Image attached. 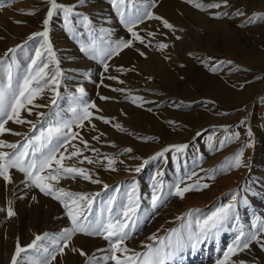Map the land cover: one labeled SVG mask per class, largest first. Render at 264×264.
<instances>
[{"label": "rangeland", "instance_id": "374dc122", "mask_svg": "<svg viewBox=\"0 0 264 264\" xmlns=\"http://www.w3.org/2000/svg\"><path fill=\"white\" fill-rule=\"evenodd\" d=\"M77 1L80 0H57L63 6ZM136 1H140V4ZM158 1L160 0H156V7L151 9L153 14L167 20L173 30L165 29L162 21L145 20L135 30L148 45L147 55L135 62L130 61L121 57L124 49L107 61L111 73L103 70L99 58L93 59L80 49L82 44L88 45L92 41L101 45V37L105 34H110L113 41L128 39L130 34L120 17V11L125 5H114L112 0H83L85 7L75 9L68 24L65 23L62 12L54 14L47 30L48 42L63 73L59 78L57 104L51 105L50 98L53 93L46 91L35 103L47 107L33 108L32 115L22 111L21 115L37 126V114L41 112L50 118H55L58 113L59 118L71 120V109L76 106L75 98L80 96L78 90L83 88L84 100L95 103L100 110L90 111L94 116L108 119L110 123L105 124L102 120L93 118L91 123L85 121L82 128L73 127L72 131L79 132L90 148L98 149V152L84 150L82 157L66 159L64 163L87 169L93 179H99L101 183H91L77 177L61 179L58 187L76 194L95 195L92 213L89 214V219L95 220L102 214L107 219L108 213L104 209L114 197L111 207L114 212L120 211L127 203V194L132 189L128 187L135 186L139 203V227L125 242L129 255L144 253V245L154 244L149 239L153 235L164 239L172 230L186 232L190 221L194 224V219L206 217L221 206L235 203L236 220L225 224L222 230L195 248L187 246L176 252L169 261V264H218V261H223V253L234 243V237L240 229L248 232L264 226V181L262 180L261 187L257 186L258 177L264 170V72L259 73L255 68L241 65L233 48L227 53L217 49L208 53L202 48L199 49L201 38H205V42L211 46L216 42L206 30L201 31L197 25L181 26L169 20L159 7ZM150 2L151 0H129L127 8L131 10ZM49 7L48 0H0V61H5L0 63V85L7 83L6 72L9 65L19 79L36 58V50L43 43V39L36 34L45 29L43 21L47 18ZM254 7L253 13L246 9L239 11L247 14V18L251 14L254 16L250 19V25L241 26L244 21L237 23V33L244 34L254 26L261 25L264 28V9L262 11ZM221 9L226 18L236 11L228 1L227 7ZM209 10L216 13L218 9ZM84 16L89 19L88 28L82 22ZM148 33L152 35L149 36ZM250 37L254 39L250 41L255 44V49L264 52V30H255ZM161 43L168 47H156ZM10 49L15 51L9 53ZM41 51L43 53V49ZM44 56L46 53L41 59ZM158 66L171 68L176 87L154 75ZM198 73L203 74L202 78L206 75L212 77L216 85L240 87L237 88L238 91L248 89V98L240 103L213 105L216 101L203 95L205 93L197 85V79L191 81L190 86L185 89L187 94L193 93V97L180 93L184 85H177ZM102 96L109 99L103 100L100 98ZM133 98H142L144 102L141 104L140 99H137L133 103ZM141 110H145L151 119L142 120L136 126L133 123L134 117ZM98 124L101 126L98 127ZM117 124L122 130L116 128ZM92 125H95L94 129ZM6 127L12 132L20 133L0 136V140L7 143H20L24 135L32 134L29 124L18 125L9 121ZM109 130L114 133L113 136L107 135ZM249 130L252 133L250 137L247 135ZM234 132H239V139H225ZM221 139L224 141L223 148L217 143ZM245 141L248 147L244 146ZM71 143L83 149L79 139ZM134 143L149 149L144 154H139L133 148ZM175 145L188 147L183 153L165 151ZM226 147L232 150L227 152ZM128 149L131 151H127ZM241 149L244 166L228 168L227 162ZM161 152H164V156L156 158ZM85 156L93 159L94 163H79ZM106 157L115 158V170L107 167ZM137 168L140 171L137 172ZM10 176L11 182L0 178V224H6L7 219H10L16 232L20 233L19 245L26 251L18 258L19 264H36L43 258V252L28 248L35 236L47 234L49 238H59L65 229L71 227V222L58 200L43 195L39 189L27 187L22 182L24 176L19 171L10 170ZM197 181L201 185L207 184L208 187L190 191L183 198L172 194L176 185L184 187ZM157 184L159 188L155 187ZM104 185L108 187L105 188ZM26 191H32L51 201L53 214L29 211L30 198L24 196ZM154 194L161 197V203L156 208L152 205ZM9 207L15 212L12 218L7 217ZM189 213H193L194 217H190ZM180 217L185 219L181 220ZM77 234L88 237L91 241L90 254L83 256L82 264H87L88 259L100 260L104 264L102 257L111 255L109 242L100 236ZM56 242L49 241L50 244ZM240 260L244 264H264V250L259 244L253 243L249 250L230 257L228 264ZM107 264H114V261L109 260Z\"/></svg>", "mask_w": 264, "mask_h": 264}, {"label": "snow or ice", "instance_id": "6c2138e0", "mask_svg": "<svg viewBox=\"0 0 264 264\" xmlns=\"http://www.w3.org/2000/svg\"><path fill=\"white\" fill-rule=\"evenodd\" d=\"M80 2L83 3V0H80ZM112 2L114 5L117 3L125 5V8L120 11V17L130 37L126 40L113 41L110 39V34H105L101 37V45H97L95 41H92L88 45L82 44L80 49L93 59L99 58L105 72L109 70V63L107 62L109 59L118 55L122 50L132 47L134 42L145 44L140 33L135 30L145 20L155 19L162 21L165 29L169 31L173 30V26L167 20H163L160 16L153 14L151 9L156 7V0H151L150 3L142 7H134L131 10L127 8L129 0H112ZM48 3L50 7L47 9V18L43 21L45 29L36 34L43 39L40 49L36 50V58L31 61L30 66L19 79L16 78L12 66L9 65L6 72L7 83L0 85V136L6 133L20 135V133L12 132L11 129L6 127L9 121L18 125L29 124L32 133L24 135L23 141L20 143H7L4 140H0V178L6 182H11L10 170L15 169L19 171L23 174L24 180L22 182L27 187L39 189L43 195L58 200L64 206L71 222V227L65 229L59 238H49L47 234L36 235L28 248L43 252V258L37 261L36 264H52V261L57 259V255H64L65 249L77 252L80 256H87L82 250L69 248L73 236L77 233H82L87 236H100L109 242L111 255L102 257L104 264H107L109 260L114 261V264H169L171 257L176 252L181 251L187 246L195 248L196 245L222 230L225 224L236 220V204L231 203L221 206L206 217L194 219V224L193 221H190L186 232L172 230L164 239L153 235L149 239L154 244L144 245L146 248L144 253L129 255L127 254L129 250L125 246V242L130 238L131 233L139 227V203L136 197L135 186L128 192L127 203L120 211L114 212L111 205L115 198L110 199L108 206L104 209L108 213L107 219L102 214L100 218L95 220L89 219L95 195L76 194L58 187L61 179H76L77 177L91 183H101L99 179H93L87 169L74 165L68 166L64 161L66 159L71 160L82 157L84 150L98 152V149L90 148L88 142L80 137L79 132L72 131L73 127L82 128L85 121L91 123L93 118L102 120L105 124L110 123V121L102 116H94V113L90 109H95L97 112L100 110L95 103L84 100L83 88L78 90L80 96L75 98L74 102L76 106L71 109L73 117L71 120L59 118L58 113L55 118H50L41 112L37 114L39 121V126H37L36 123L22 117V111H27L28 115H32L33 108L47 107V105L35 103L46 91L53 93L50 98L52 106H56L57 97L59 96L57 89L60 84L59 78L62 77L63 73L59 69L56 54L48 42L49 33L47 27L54 14L58 15L61 12L63 13L65 23L68 24L69 18L74 15L75 6H63L57 0H48ZM194 7L200 10L218 9L227 7V0H224L223 4L215 3L207 6L196 3ZM27 14L32 15L34 13ZM82 22L85 28H88L90 22L87 16L82 18ZM148 35L151 36L152 33H148ZM145 46L147 47L148 45L145 44ZM156 47L166 49L168 45L161 43ZM41 49H43V53ZM8 51L12 53L15 50L10 49ZM44 53H46V56L41 59ZM7 55L8 53H6ZM139 55L144 56L145 53L140 51ZM4 62L0 61V63ZM215 70L213 69V71ZM110 78L115 79L114 77ZM113 90L122 91L121 89ZM100 98L103 100L109 99L103 96ZM137 99H140L141 104L144 102L142 98H133L132 102L136 103ZM92 127L94 129L95 125H92ZM116 128L122 130L119 124L116 125ZM225 131L227 132L228 130L225 129ZM239 135V132H234L230 136H226L225 139L228 141L239 139ZM247 135L249 137L252 135L251 130L248 131ZM77 139L83 144V149L71 143ZM93 139L99 140L100 137H93ZM209 140L211 141V137ZM219 146L223 148L224 141H220ZM244 146H249L247 141H245ZM69 147H71V151H69ZM187 147V145H175L165 151L183 153ZM4 149H10L11 151H4ZM127 151L130 152L131 149ZM66 153L67 155H65ZM163 156L164 152H161L157 154L156 158ZM242 157L243 149L236 153L232 160L227 162V167H243ZM106 160L107 167L115 170L113 167L115 158L106 157ZM85 161L88 164L94 163L93 159L86 156L80 159L79 163L83 164ZM136 171L138 172L140 169L137 168ZM104 187L107 188L108 186L104 185ZM155 187L159 188V185L157 184ZM207 187V184L201 185L199 181L191 185H185L184 187L176 185L175 191L172 194L183 198L190 191H197ZM160 203L161 197L154 194L152 197L153 208L158 207ZM13 216H15V212L9 207L7 209V217L12 218ZM189 216L194 217V214L189 213ZM180 219L184 220L185 217H180ZM253 227L256 228L255 225ZM262 237H264V226L256 228V231L245 232L243 229H240L234 237V243L223 253V261H218V264H228L230 257L249 250L253 243L259 244L261 249L264 250V238ZM50 240H56L57 242L50 244ZM25 251V248L17 244L11 264H19L18 258ZM118 253L120 255H117ZM87 264H101V261L88 259ZM232 264H244V262L242 260L232 261Z\"/></svg>", "mask_w": 264, "mask_h": 264}, {"label": "bare ground", "instance_id": "6f19581e", "mask_svg": "<svg viewBox=\"0 0 264 264\" xmlns=\"http://www.w3.org/2000/svg\"><path fill=\"white\" fill-rule=\"evenodd\" d=\"M227 1L231 2L233 8L236 9V11L233 14L227 15L228 16L227 18L224 15V12H222L221 9L222 7L218 8L216 13H214L212 10H200L194 7V4L196 3L207 6L209 4L224 2V0H160L158 1L159 2L158 4L161 10H163L164 15L167 18H169V20L181 26H186L189 24L197 25L196 27L197 28L199 27L201 31H203V29L206 30L209 33V36H211V38L214 39L216 42L211 46L205 42L206 41L205 38H201L199 49L202 48L203 51H206L208 53L214 52L216 49L223 53H227L230 52L231 51L230 49L233 48L236 52L237 61L241 65H245L250 69L255 68V70H257L259 73L261 71L264 72V52L257 51L255 49V44L253 45L250 41V40H254L250 37V35L255 33V30H259L261 32L262 30H264V28H262L261 25L254 26V28L248 29L246 32H244V34L242 33L239 34L237 33L238 27H236V24L239 23L240 21L241 22L244 21V24H242L241 26L246 24L250 25V19L254 16V14H251V17L247 18L248 17L247 14L240 13L242 9H246L249 12L253 13L255 9L254 6H256L258 10L263 11L264 0H227ZM136 2L137 4H140V1H136ZM84 5L85 4L81 3L80 1L67 3V6H75L74 10L75 9L79 10L80 8L85 7ZM249 42L251 44H249ZM140 51H143L145 53L144 56L147 55L146 46L139 42H134L132 47L124 50L121 57L127 58L128 60L135 62L142 57L139 55ZM140 61H142L143 63V59H141ZM172 66L170 65V67ZM170 69H167L166 67L164 68L162 66H158L157 69L154 71V75L159 80H163L165 83H170L172 84L173 87H176ZM109 71L110 73L112 72L111 68H109ZM202 75L203 74L198 73L196 76L195 75L190 76L189 78H187L186 81H183L182 84L177 85V86L184 85V87L180 89V93H185L186 95L193 97V93L187 94L185 92V89L187 88V86H190L191 81L197 79L196 80V82L198 83L197 85L200 86L205 93L203 95L206 97H211L213 98V100L217 102V103L216 102L213 103V105L223 106L225 104H235V103L243 102L248 98L247 97L249 94L248 89L244 91H238L237 88L240 87L229 88L226 87L225 85L222 86L216 85L212 77L204 74L206 75V77L202 78ZM200 78H202V80H200ZM146 119L149 120L151 118L149 117V115L145 110H141L136 113L133 123L134 125L138 126L142 120H146ZM100 126L101 125L98 124V127ZM107 135L113 136L114 133L110 131V133H108ZM220 141H223V139L218 140L217 143H219ZM133 148L136 149V151L139 154H144L149 149L147 146H143L141 144H136V143L133 144ZM231 150L232 148L226 147L227 152ZM241 176L242 175H240V178ZM258 179H259V183L257 184V186L261 187V182L264 181V170L263 173L260 175V177H258ZM128 188H132V187L130 186ZM24 196L26 198H30L29 200L30 202L28 204L29 211L31 212L37 211L47 215L53 214L51 213L52 212L51 201L47 200L46 198L40 195L33 193L32 191H26ZM9 220L10 219H7V223L4 225L0 224V264H11L12 257L15 253V248L17 244H19V240H20V233L16 232V229H14V227L12 226ZM89 240L90 238L88 237L85 238L83 236L75 234L69 244V248H76L88 254L89 251H91V245H90L91 241ZM82 260H83V256H80L77 252H72L69 249H65L64 255L62 256L57 255V259L55 261H52V264H82Z\"/></svg>", "mask_w": 264, "mask_h": 264}]
</instances>
